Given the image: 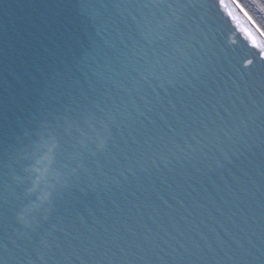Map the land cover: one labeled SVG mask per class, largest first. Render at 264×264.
Returning a JSON list of instances; mask_svg holds the SVG:
<instances>
[{"label":"water","instance_id":"water-1","mask_svg":"<svg viewBox=\"0 0 264 264\" xmlns=\"http://www.w3.org/2000/svg\"><path fill=\"white\" fill-rule=\"evenodd\" d=\"M57 2L61 38L55 57L11 63L6 82L0 72V179L5 162L27 148L18 138L45 101L70 103L78 88H91L113 111L115 127L107 153L89 177L103 197L95 198L82 179L50 171L47 153H24L35 166L26 182L37 212L49 192L66 182L45 264H264V147H254L264 138V127L258 121L241 127L251 113L264 112V76L248 75L264 62L218 0H206L210 8L186 15L177 57L180 83L190 91L205 70L214 77L200 119L187 124L174 120L156 83L149 87L127 76L83 79L78 61L92 26L74 0H0V31L6 29L14 40L46 11L42 4ZM248 60L254 65L243 67ZM53 86L58 91L46 97ZM146 118L157 120L165 132L171 126V139L145 143ZM220 129L229 134L220 135ZM0 259L39 264L36 250L12 233L0 232Z\"/></svg>","mask_w":264,"mask_h":264},{"label":"snow or ice","instance_id":"snow-or-ice-1","mask_svg":"<svg viewBox=\"0 0 264 264\" xmlns=\"http://www.w3.org/2000/svg\"><path fill=\"white\" fill-rule=\"evenodd\" d=\"M218 3L251 48L257 50L259 61L264 62V21L258 19V13H264V0H251V5L248 0H218ZM41 7L46 11L19 29L14 40H10L6 29L0 31V72L5 82L11 63H26L28 58L35 63L51 60L56 55L61 38L58 20L62 5L44 3ZM73 7L92 26L88 46L78 61L83 79L127 76L149 87L156 83L167 97V106L173 109L171 115L175 121L187 124L200 119L205 98L214 91V77L205 70L197 76L196 87L190 91L184 89L180 83L182 66L177 63V57L187 13L210 8L206 0H74ZM152 10L156 15L148 14ZM160 10H175L177 14L165 16ZM250 65H254L253 60H248L243 67ZM248 75L264 76V63ZM56 91L54 86L50 87L45 95H55ZM146 119L147 124L142 126L145 143L163 142L162 137L171 139L174 131L171 126L165 132L157 120ZM249 121H258V126L264 127V112L251 113L241 127ZM114 127L113 111L93 95L91 88L80 87L70 103H42L33 124L18 138L19 144H26L27 148H20L4 164L0 179V232L5 237L12 233L17 240L34 248L39 264H45L50 251L51 234L57 227L56 203L66 182L58 183L49 192L43 209L37 212L32 207L35 201L32 186L26 182L30 168L35 166L24 153H47L50 171L67 172L82 179L95 198L103 197L104 191L95 182H89V177L95 161L107 153ZM208 131L216 135V130ZM219 134L227 136L229 132L220 129ZM254 147H264V138ZM228 162L235 160L230 158ZM0 264H5V260L0 259Z\"/></svg>","mask_w":264,"mask_h":264},{"label":"trees","instance_id":"trees-1","mask_svg":"<svg viewBox=\"0 0 264 264\" xmlns=\"http://www.w3.org/2000/svg\"><path fill=\"white\" fill-rule=\"evenodd\" d=\"M248 2L251 5V0H248ZM258 19L264 21V13H258Z\"/></svg>","mask_w":264,"mask_h":264}]
</instances>
